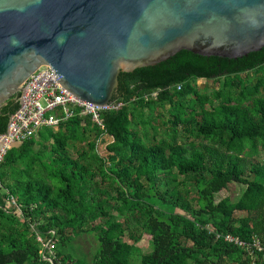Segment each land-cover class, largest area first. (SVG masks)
Masks as SVG:
<instances>
[{
	"label": "trees",
	"instance_id": "trees-1",
	"mask_svg": "<svg viewBox=\"0 0 264 264\" xmlns=\"http://www.w3.org/2000/svg\"><path fill=\"white\" fill-rule=\"evenodd\" d=\"M112 100L101 124L76 107L7 150L0 264H264L223 239L264 244V162L252 160L264 150V47L236 59L181 50L121 72ZM18 105L0 108V133ZM231 182L245 186L238 199L216 201ZM82 236L96 243L88 262L58 250Z\"/></svg>",
	"mask_w": 264,
	"mask_h": 264
},
{
	"label": "water",
	"instance_id": "water-1",
	"mask_svg": "<svg viewBox=\"0 0 264 264\" xmlns=\"http://www.w3.org/2000/svg\"><path fill=\"white\" fill-rule=\"evenodd\" d=\"M263 47L264 0H0V108L43 65L104 106L121 72L181 50L236 59Z\"/></svg>",
	"mask_w": 264,
	"mask_h": 264
},
{
	"label": "built area",
	"instance_id": "built-area-1",
	"mask_svg": "<svg viewBox=\"0 0 264 264\" xmlns=\"http://www.w3.org/2000/svg\"><path fill=\"white\" fill-rule=\"evenodd\" d=\"M180 88L181 84H177L176 89ZM155 94L153 93V95ZM13 96L19 105L10 114L5 131L0 133V162L7 150L15 144L31 138L42 128H56L61 121L67 120L74 114L76 107H79L80 114L91 115L94 121L101 124L100 111L117 108L121 105L111 102L104 106H98L75 98L61 87L48 65H43L33 72ZM11 203L15 205L12 199ZM223 239L264 256V244L257 237L245 241L231 234H224ZM44 246L45 249L49 248L50 252L54 248V243L49 240Z\"/></svg>",
	"mask_w": 264,
	"mask_h": 264
},
{
	"label": "rangeland",
	"instance_id": "rangeland-1",
	"mask_svg": "<svg viewBox=\"0 0 264 264\" xmlns=\"http://www.w3.org/2000/svg\"><path fill=\"white\" fill-rule=\"evenodd\" d=\"M196 84L201 86H207V90H211L213 87H219L221 85L220 82L212 83V86L208 81L204 79H199L196 81ZM106 139L105 142L101 143L99 145V152L102 155L108 154V151L106 149V145L111 142L110 138L108 136H104ZM252 160L254 161H262L264 162V150L259 146L257 154L252 157ZM245 186L241 183L231 182L228 184L225 190L219 191L215 194V200L218 201L223 197L229 198L231 201H236L238 197L241 195L242 191L244 190ZM38 238V237H37ZM139 248L140 253H146L151 251V243H150V236L143 235L142 239L136 244ZM96 247V243L92 237L82 236L75 240H73L70 243H67L65 246L59 245V251H61L62 254H71L72 257L75 259L78 258L81 261H84L85 263L90 260L94 250ZM54 250V249H53ZM53 250L50 251V254L53 253Z\"/></svg>",
	"mask_w": 264,
	"mask_h": 264
},
{
	"label": "flooded vegetation",
	"instance_id": "flooded-vegetation-1",
	"mask_svg": "<svg viewBox=\"0 0 264 264\" xmlns=\"http://www.w3.org/2000/svg\"><path fill=\"white\" fill-rule=\"evenodd\" d=\"M199 79H204V78L199 77V78H197V81H198ZM204 80H205V79H204Z\"/></svg>",
	"mask_w": 264,
	"mask_h": 264
},
{
	"label": "crops",
	"instance_id": "crops-1",
	"mask_svg": "<svg viewBox=\"0 0 264 264\" xmlns=\"http://www.w3.org/2000/svg\"><path fill=\"white\" fill-rule=\"evenodd\" d=\"M19 144H21V143H19Z\"/></svg>",
	"mask_w": 264,
	"mask_h": 264
}]
</instances>
